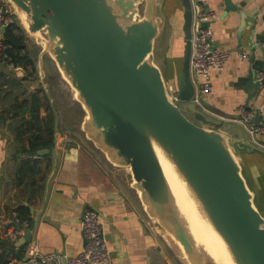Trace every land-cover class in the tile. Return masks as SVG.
<instances>
[{"label":"water","instance_id":"95a60500","mask_svg":"<svg viewBox=\"0 0 264 264\" xmlns=\"http://www.w3.org/2000/svg\"><path fill=\"white\" fill-rule=\"evenodd\" d=\"M7 1L24 20L25 33L42 47L41 78L44 57L50 56L86 114L82 129L88 140L112 165L128 170L148 216L182 246L188 263L218 264L195 243L163 161L181 180L231 263L264 264V214L237 155V150H245L264 156V150L231 140L227 131L205 128L208 119L199 111L193 116L204 126L195 124L173 101L155 63L163 24L159 0ZM180 2L184 53L177 88L179 101L189 103L194 95L192 11L189 0ZM225 4L228 10L236 9L231 0ZM263 86L252 74L246 91L258 92ZM260 120L258 113L255 124ZM49 154L42 150L29 156ZM24 206L36 214L27 202ZM29 241L31 232L26 230L23 243Z\"/></svg>","mask_w":264,"mask_h":264},{"label":"crops","instance_id":"0c3cea01","mask_svg":"<svg viewBox=\"0 0 264 264\" xmlns=\"http://www.w3.org/2000/svg\"><path fill=\"white\" fill-rule=\"evenodd\" d=\"M173 2L177 12L170 17L172 26L179 29L183 38V9L180 0ZM231 2L235 10H228L225 0H208L209 11L216 15L210 26L217 46L233 55L222 72L211 75V93L204 97L205 107L224 120L205 116L212 129L227 131L231 140L250 143L245 128L229 121L238 116L240 107L264 112V86L258 92L253 88L249 93L246 91L250 76L264 72V0ZM242 54L247 56L245 60ZM28 90L31 91L29 86ZM72 102L79 106L76 100ZM51 104L55 106L52 98ZM191 104L195 111L203 113ZM80 110L84 112L82 107ZM46 113L42 111L41 115L44 117ZM55 113V145L51 154L43 157L21 154L19 149L22 146L28 149V142L20 144L8 127L10 122L0 120V264L6 263L8 250L13 252L14 264H24L35 251L77 255L85 244L80 223L86 208L101 217L114 264H188L179 248L170 245L162 229L148 216L128 170L112 165L82 128L79 132L71 129L66 126L67 119L60 112ZM237 155L251 189L260 191L264 186V156L245 150H237ZM24 157L42 161L43 184L31 189L17 185V169ZM262 200L264 207L263 197ZM26 202L36 214L24 206ZM21 217L30 220L27 227L21 226ZM14 230H21V235L11 245L8 237ZM26 230L31 232V241L23 243Z\"/></svg>","mask_w":264,"mask_h":264},{"label":"built area","instance_id":"2783aa9c","mask_svg":"<svg viewBox=\"0 0 264 264\" xmlns=\"http://www.w3.org/2000/svg\"><path fill=\"white\" fill-rule=\"evenodd\" d=\"M192 11L191 26V59L190 75L194 88L192 103L199 107L204 115L219 118L216 114L209 111L204 105V97L211 93L209 79L213 73L222 72L229 63L233 53L222 51L217 46L216 38L211 24L216 15L207 10L208 0H189ZM10 4L0 2V58L5 50V33L11 25L10 11L7 6ZM247 56L241 55L245 60ZM256 82L262 84L264 81V72L259 71L255 75ZM168 90L174 102L179 103L178 88L168 85ZM260 116V124H255L257 114ZM238 116L229 122L242 125L250 137V143L264 150V112L248 110L246 107H240L237 110ZM22 227H27L28 223H21ZM80 230L84 239V247L80 253L71 256L69 254L51 253L44 254L35 251L28 256L24 264H114L111 256L108 238L103 230L101 217L96 211L86 208L80 223ZM21 235V230H14L10 235L8 242H13ZM7 260L5 264H14V255L11 250L6 253Z\"/></svg>","mask_w":264,"mask_h":264},{"label":"trees","instance_id":"16d2710c","mask_svg":"<svg viewBox=\"0 0 264 264\" xmlns=\"http://www.w3.org/2000/svg\"><path fill=\"white\" fill-rule=\"evenodd\" d=\"M4 45V55L0 58L2 64L0 120L3 123L12 122L10 128L20 144L28 142V149L25 146L19 149L21 154L27 156L32 152L52 150L57 132L56 111L51 104L50 93L47 94L44 89L38 92L28 90L27 84H30V78L34 77L37 72L36 63L30 53L27 36L16 23H12L7 28ZM8 68L22 69L29 73L28 77L19 79L10 74ZM42 111L47 112L46 116L41 115ZM44 158L47 159V157ZM41 165L42 161L24 157L17 169V185L31 189L43 184L45 170ZM27 215H29L28 212ZM22 220V222H30L25 217Z\"/></svg>","mask_w":264,"mask_h":264},{"label":"rangeland","instance_id":"374dc122","mask_svg":"<svg viewBox=\"0 0 264 264\" xmlns=\"http://www.w3.org/2000/svg\"><path fill=\"white\" fill-rule=\"evenodd\" d=\"M1 1L5 4L8 3L7 0H1ZM173 1L175 0H159L160 8H159L158 14L160 18L163 17L164 22L161 27V34L156 41L155 63L162 70V73L165 77L167 84L170 85L171 87L172 86L177 87V78L181 74V68H182V62H183L184 42H183V38L181 37L182 36L181 32L178 33L179 29L176 30L175 28L174 30V27L172 26L173 24H172L170 17L173 16L175 12H177L176 10L177 7L175 6L176 2H173ZM7 6L9 7V5ZM163 7H164V10H163ZM9 11L11 13L10 15L11 24L16 23L19 27L22 28L24 32H26L25 31L26 24L24 20L17 14L15 9L12 8L11 6L9 7ZM163 13L165 15H163ZM174 20H175V17H174ZM181 25H180V28H181ZM26 36H27V44L29 46L30 53L32 54L34 59H36L37 69H38V72H36V75L30 78V84H27V86H29L32 92H38L40 91L41 87L45 85L47 89H49L50 96L55 103V106H54L55 110L60 112V114L64 116L65 119H67V120H64L67 123L66 126L69 125L68 127H72L71 129L74 128L75 130H77V132H79V130L83 128V123H84L83 117H86V116H85V113L81 112L80 110L81 105L78 104L79 106H77L73 104L72 102L76 100L75 92L64 81L58 68L56 67L55 63L50 58V56L44 57L43 72H44L45 78L44 80L41 78L40 67H39V55L41 54L42 47L36 44L35 37L30 36L29 34H26ZM1 68H2V64L0 62V70ZM8 72H10V74H12L13 76L15 77L18 76L20 78H22V76L28 77V74H29L28 72H24L21 70L17 71L16 69H13V68H9ZM178 105L189 120H191L197 125L204 126L200 122L195 120L193 116V111H195V108L194 106H192L191 102L183 103L179 101ZM0 111H2L1 108H0ZM11 123L12 122L7 123L8 127H10ZM204 127L207 129H212L208 125H205ZM243 173H244V176L246 177L245 170ZM253 193L255 194L256 206L264 214V207L262 205L263 204L262 197L264 199V186H261L260 191L258 192L253 191ZM162 231H163L162 233H164L165 238L170 242V245L174 249L176 248L178 250L179 247L174 242L175 239L173 240V238L168 233H166L163 229ZM178 251L185 259L184 254L180 250Z\"/></svg>","mask_w":264,"mask_h":264},{"label":"bare ground","instance_id":"6f19581e","mask_svg":"<svg viewBox=\"0 0 264 264\" xmlns=\"http://www.w3.org/2000/svg\"><path fill=\"white\" fill-rule=\"evenodd\" d=\"M163 166L167 180L173 191L178 210L193 235L195 243L200 246L204 253H208L218 264H232L222 242L199 211L181 180L174 173L173 169L164 161ZM174 242L183 253L182 246L177 241L174 240Z\"/></svg>","mask_w":264,"mask_h":264}]
</instances>
